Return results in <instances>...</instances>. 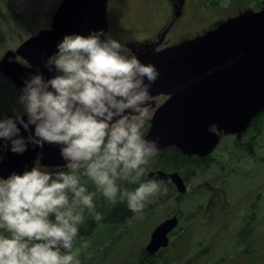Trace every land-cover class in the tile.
I'll return each mask as SVG.
<instances>
[{"label":"clouds","instance_id":"obj_1","mask_svg":"<svg viewBox=\"0 0 264 264\" xmlns=\"http://www.w3.org/2000/svg\"><path fill=\"white\" fill-rule=\"evenodd\" d=\"M55 47L42 58L53 74L24 78L23 111L0 114V153L54 144L64 163L44 165L38 152L0 175V264H81L72 249L86 215L104 219L97 194L139 213L168 193L147 175L158 152L146 135L157 67L103 29L65 33Z\"/></svg>","mask_w":264,"mask_h":264},{"label":"water","instance_id":"obj_2","mask_svg":"<svg viewBox=\"0 0 264 264\" xmlns=\"http://www.w3.org/2000/svg\"><path fill=\"white\" fill-rule=\"evenodd\" d=\"M107 4L108 0H63L51 27L18 49L32 64L30 72L39 69L45 78L53 74L42 58L56 50L65 33L87 34L93 29L107 33ZM136 55L159 70L149 89L152 97L167 96L146 134L157 140L158 150L175 147L188 157H208L222 136L237 135L240 139L264 111V1L260 10H243L193 39L160 51L146 45L139 47ZM16 70L12 79L21 89L26 76ZM22 134L27 135L23 129ZM38 152L43 153L40 162L44 165L64 163L57 145L46 143L43 149L29 145L23 154L0 153V175L22 171L25 164L30 167ZM148 176L171 181L180 193L188 189L178 172L153 170ZM178 224L176 215L162 221L152 232L146 251L154 255L167 247Z\"/></svg>","mask_w":264,"mask_h":264},{"label":"rangeland","instance_id":"obj_3","mask_svg":"<svg viewBox=\"0 0 264 264\" xmlns=\"http://www.w3.org/2000/svg\"><path fill=\"white\" fill-rule=\"evenodd\" d=\"M159 1L167 13L165 0ZM60 2L0 0V34L5 38L0 53L5 48L17 49L30 36L49 28ZM261 3L188 0L193 16L185 33L194 36L241 9H259ZM151 8L149 0H114L111 20L126 27L131 19L146 17ZM144 24L141 19L133 26ZM135 32L130 37H144V32ZM261 125L263 131L252 153L235 136H226L209 157V166L187 182L186 193L177 191L152 210L134 213L121 225L94 228L90 239L76 241L72 251L79 249L81 264H137L154 228L173 215L179 217V227L155 264H264V120Z\"/></svg>","mask_w":264,"mask_h":264},{"label":"flooded vegetation","instance_id":"obj_4","mask_svg":"<svg viewBox=\"0 0 264 264\" xmlns=\"http://www.w3.org/2000/svg\"><path fill=\"white\" fill-rule=\"evenodd\" d=\"M149 2L154 5V8L150 9L148 15H146V17L131 19V22H129L126 27L117 26L115 23L116 21L113 23L110 18L108 33L114 38L121 39L134 53L139 45L154 44L155 49L160 50L192 37L185 33L188 24H192L191 17L193 16V9L191 10L189 4L187 5L188 0H165V5L168 7L167 13L164 12L159 0H149ZM185 14L187 16H184ZM8 18L11 19L12 17ZM141 19L145 21L144 26L134 27L133 24ZM1 20L0 18V23ZM214 23H216V21L206 29L212 28ZM145 26L148 28L146 29L147 31L144 32L142 29H144ZM203 29L197 31V34L202 33L204 31ZM135 31L138 33L144 32V37L141 38V40L130 37V33H133V35L136 34ZM181 31L187 35H184ZM145 34H147V36H145ZM4 40L5 38L0 34V42L2 41V43L5 44ZM17 49L5 48L0 53V114L12 115L15 110L23 111V106L20 103H16L18 101L20 89L12 80V73L17 71L13 66L19 63L22 66L29 67L30 64L26 59L20 57L16 53ZM20 70L25 73V76L28 75L27 70H23L22 68H20ZM2 81L3 83H1ZM165 99L164 96L152 97L151 104L153 114ZM149 127L150 121L147 128L149 129ZM262 131L263 128L261 125V132L259 134H255L252 128L245 132L243 137L239 139L242 148L252 153L256 141L258 140V135L260 136Z\"/></svg>","mask_w":264,"mask_h":264},{"label":"trees","instance_id":"obj_5","mask_svg":"<svg viewBox=\"0 0 264 264\" xmlns=\"http://www.w3.org/2000/svg\"><path fill=\"white\" fill-rule=\"evenodd\" d=\"M260 1L261 0H257V4H260ZM263 120L264 113L254 119L251 128L254 130L255 134H259L261 132V123ZM209 161V159L206 160L197 157L184 156L175 147H169L157 152L148 167V171L155 169L164 170L166 172L177 171L188 182L192 177H194L196 172L208 167ZM164 182L168 184V193L165 196L160 197L154 203L149 204L146 207L148 210H152L157 206L166 203L175 196V192H177L175 186L169 181ZM131 186L132 185H129V187ZM94 200L98 210L104 213V219L102 222L97 223L90 216L86 215L84 224L81 225L80 233L77 237L78 240L90 239L92 237L91 232L94 231V228L97 229L102 226L121 225L130 219L134 214L126 207L125 203L119 200V198H117L116 203L113 204L110 201H106L102 195L97 194L94 197ZM82 227L84 228V231ZM143 255L137 264H155V256H149L145 253Z\"/></svg>","mask_w":264,"mask_h":264}]
</instances>
